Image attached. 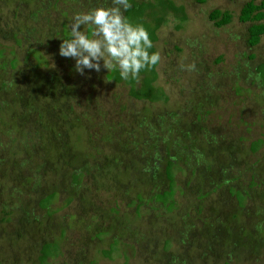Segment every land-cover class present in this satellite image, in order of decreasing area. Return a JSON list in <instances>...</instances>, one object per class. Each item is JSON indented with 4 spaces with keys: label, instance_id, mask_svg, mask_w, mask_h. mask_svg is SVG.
Returning a JSON list of instances; mask_svg holds the SVG:
<instances>
[{
    "label": "rangeland",
    "instance_id": "1",
    "mask_svg": "<svg viewBox=\"0 0 264 264\" xmlns=\"http://www.w3.org/2000/svg\"><path fill=\"white\" fill-rule=\"evenodd\" d=\"M154 1L127 18L161 57L140 98L150 70L129 84L59 54L111 0H0V264H264V33L246 43V0Z\"/></svg>",
    "mask_w": 264,
    "mask_h": 264
},
{
    "label": "clouds",
    "instance_id": "2",
    "mask_svg": "<svg viewBox=\"0 0 264 264\" xmlns=\"http://www.w3.org/2000/svg\"><path fill=\"white\" fill-rule=\"evenodd\" d=\"M131 7L129 0H111V6H96L74 14L70 24V38L61 39L59 54L75 60V69L81 75L85 69L108 72L118 69L121 79H139L141 70H151L160 62V53L153 47L147 29L142 23H132L124 16ZM90 26V34L81 31ZM182 69L195 70V64Z\"/></svg>",
    "mask_w": 264,
    "mask_h": 264
},
{
    "label": "trees",
    "instance_id": "3",
    "mask_svg": "<svg viewBox=\"0 0 264 264\" xmlns=\"http://www.w3.org/2000/svg\"><path fill=\"white\" fill-rule=\"evenodd\" d=\"M199 2H202L204 0H198ZM129 3L131 4V7L128 8L126 11H124V16L126 18H128V16L134 12L135 8H134V5H132V0H129ZM157 5H156V4ZM164 7L166 9H169V10H172V11H178V10H181L180 7H176L172 4V2L170 0H155L154 1V4L152 6V9L153 11L155 9H159L158 11L161 12L163 9L161 8ZM157 13V12H155ZM230 14L223 10H219L217 8H212L210 9V11L208 12L207 14V18L212 21V23L216 26H221V25H224L226 23H228L230 21ZM158 20H160V18H156ZM155 19V20H156ZM237 20L239 22H249V24L247 25V28H246V33H247V36H246V43L249 45V46H253L255 44H257L259 42V39H260V36L264 33V0H246L244 1V3L241 5L239 11H238V14H237ZM157 25V24H156ZM155 25V26H156ZM155 28V27H154ZM153 28V30H154ZM153 30H151L150 32V39L151 41L153 40ZM150 52H154L153 50V47L151 49H149ZM119 72L118 69L116 70H113L109 73V76L112 75V80H115V81H118L120 79L119 77ZM142 72V70H141ZM117 73V75H115ZM154 76H155V73H154V70L153 68L148 72V76L147 77H142L140 78V82H141V85L138 87V90H137V94L136 96H139L140 98L142 97H145L147 96V92H150L151 90H153V87H151L150 85V81L152 79H154ZM108 77V76H107ZM129 84H131V79L127 80ZM133 90V89H132ZM147 98V97H146ZM155 133V132H154ZM164 135H169L170 132H166V133H163ZM157 135V133H156ZM166 137L165 136H161L160 137V142H163L165 141ZM196 140V136H193L190 140H189V143L191 142H194ZM212 141L211 144L214 143L217 144L216 141H214V139L210 140ZM180 140H173V144L175 147H181V150H179L180 152L184 150L183 148V143L180 144ZM254 144V143H253ZM192 145V144H190ZM196 149H199V148H196ZM186 151V152H185ZM185 151L182 152V154L186 153L185 156H190L192 155V151H190V149H186ZM181 154V155H182ZM194 154V153H193ZM198 154V152H197ZM158 155V156H157ZM168 155V158L166 159V163L163 165V173H164V176L168 179L169 183H170V167H171V163L172 161L171 160H175L176 157H179V154L177 153V151H175L172 155L169 156V154H166ZM199 156V154H198ZM161 158V156L155 152V155L153 156V158H157V159H154L153 160V164H154V167L153 168L154 170H156V167H158L159 165V158ZM200 157V156H199ZM202 159V157H201ZM197 161V160H196ZM199 166V163L197 164ZM219 171L223 172V169L224 168H218ZM217 169V170H218ZM254 173V172H253ZM153 175H155V173H153ZM264 176V175H263ZM39 177V175L37 176ZM225 180V179H224ZM30 181V179L28 180V182ZM30 183V182H29ZM208 183V182H207ZM213 182H211L210 185H212ZM19 191V190H18ZM52 193L48 194L47 195V198H53V195ZM163 195V194H162ZM158 198V197H157ZM166 198V197H165ZM159 199V198H158ZM165 200V199H163ZM24 204H26L24 202ZM23 205V204H22ZM21 208L24 207L25 209V206H20ZM26 210V209H25ZM27 214V213H26ZM29 220V219H28ZM48 244L45 243L42 245V250L45 249V246H47ZM49 246V245H48ZM44 248V249H43ZM44 253V252H43ZM106 252H104L105 254Z\"/></svg>",
    "mask_w": 264,
    "mask_h": 264
}]
</instances>
